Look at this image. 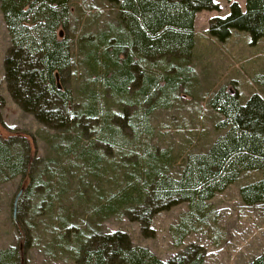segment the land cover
I'll use <instances>...</instances> for the list:
<instances>
[{
	"label": "trees",
	"instance_id": "16d2710c",
	"mask_svg": "<svg viewBox=\"0 0 264 264\" xmlns=\"http://www.w3.org/2000/svg\"><path fill=\"white\" fill-rule=\"evenodd\" d=\"M68 1L0 0L9 36L2 60L6 89L22 111L48 128L71 134L64 151L79 149L84 176L106 171L115 177V169L123 167L121 182L106 183V189L99 186L90 192L85 187L79 192L90 201L89 216L100 220L125 215L138 223L142 236L151 237L153 215L186 202L187 210L171 225L174 243L180 245L187 233L211 224L207 219L208 199L237 181L243 172L264 169V98L251 92L242 100L237 91L219 85L206 102L221 115L214 127L223 131L205 150L185 151L179 170L172 174V156L168 149L149 141L145 115L156 91L160 94L156 104L165 107L177 85L187 81L194 46V13L216 10L218 3L109 0L117 8L115 22L78 37L87 68L98 85L86 80L81 97L75 99L67 78L69 42L65 34L57 36V30L68 25ZM232 30L248 32L250 44L258 39L264 42V0H244L243 8L232 0L227 13L208 19L206 33L218 41L228 38ZM108 98L116 102L117 110L108 107ZM129 105H143L142 113H130ZM83 136L90 137L85 146L79 142ZM15 146L10 138H0V179L26 175L30 181L20 201L27 195L47 196L49 192V202L53 203L49 177L41 172L33 174V161ZM129 153L139 158L128 166L123 159ZM238 195L245 204H264V177L241 183ZM43 201L41 198L36 210L47 208ZM59 225L60 248L76 264H204L205 248L197 242H189L161 259L146 246L132 244L124 230L102 231L89 225L72 230L64 221ZM28 237L26 242L31 244V227ZM13 251L0 249V264H14ZM243 264H264V247Z\"/></svg>",
	"mask_w": 264,
	"mask_h": 264
},
{
	"label": "rangeland",
	"instance_id": "374dc122",
	"mask_svg": "<svg viewBox=\"0 0 264 264\" xmlns=\"http://www.w3.org/2000/svg\"><path fill=\"white\" fill-rule=\"evenodd\" d=\"M215 1L218 9H202L194 13V46L188 60L191 71L187 81L177 85L165 107L156 104V98L160 96L156 91L153 105L145 115L149 122V141L159 148L168 149L172 156V174L179 170L185 151L205 150L223 131L214 127V122L221 115L206 102L219 85H225L230 92L237 91L242 100L251 92H258L264 98L263 40L250 44L248 32L239 30H232L223 41L207 35L208 19L227 13L228 3L232 0ZM235 1L244 7V0ZM68 5V25L63 30L58 29L57 36L65 34L68 39L71 63L67 78L73 86L75 99H79L86 80L96 85L98 80L87 68L78 37L95 33L105 28L107 23H114L117 8L109 0H69ZM8 45L9 36L0 11V138H10L15 147L22 149L24 156L33 161V174L41 172L49 177L48 186L53 199L50 203L48 192L47 196L43 193L27 195L20 201V193L12 217L14 195L19 188L23 190L30 179L20 174L0 179V249H14V264H76L68 258L67 251L60 248L63 244L59 243L57 235L62 230L61 221L72 230L84 225L96 226L102 231L124 230L132 244L146 246L161 259L180 251L189 242L204 246V264H243L261 251L264 247V204L243 203L238 195V186L264 177V169L243 172L237 181L208 199L210 211L207 219L211 224H203L198 230L187 233L180 245L174 243L171 225L176 224L179 216L187 210L186 202L156 212L151 220L154 229L151 237L142 236L138 223L125 215H112L100 220L95 215L89 216L90 201H86L87 198L79 192L85 187L90 192L99 186L106 189V183L121 182L124 169L121 166L116 168L115 177L106 171L98 176H84L85 165L79 149L64 151L71 134L44 126L18 107L6 89L3 76L2 60ZM161 83L159 79L158 84ZM107 103L111 110H117L113 99L108 98ZM144 106L147 108L148 105ZM128 109L130 113L137 112L138 116L143 105H129ZM89 138L83 136L79 142L85 146ZM136 143L139 147L140 143ZM138 158L129 153L123 161L129 166ZM83 177L86 179L79 181ZM113 177L117 180L114 181ZM84 194L87 195L86 192ZM41 198L48 206L38 211L37 203ZM30 227L33 230L31 244L26 242Z\"/></svg>",
	"mask_w": 264,
	"mask_h": 264
},
{
	"label": "water",
	"instance_id": "95a60500",
	"mask_svg": "<svg viewBox=\"0 0 264 264\" xmlns=\"http://www.w3.org/2000/svg\"><path fill=\"white\" fill-rule=\"evenodd\" d=\"M21 191H22V188H19L14 195V198L12 201V209H11L12 217H14V213H15V209H16V201H17V198H18L19 194L21 193Z\"/></svg>",
	"mask_w": 264,
	"mask_h": 264
}]
</instances>
